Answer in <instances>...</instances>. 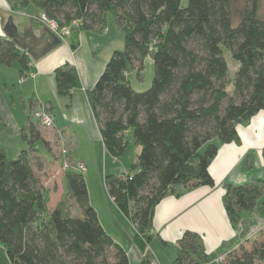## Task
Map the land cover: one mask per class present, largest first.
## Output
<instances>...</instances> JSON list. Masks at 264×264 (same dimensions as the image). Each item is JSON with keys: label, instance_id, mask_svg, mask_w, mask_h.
Listing matches in <instances>:
<instances>
[{"label": "trees", "instance_id": "trees-1", "mask_svg": "<svg viewBox=\"0 0 264 264\" xmlns=\"http://www.w3.org/2000/svg\"><path fill=\"white\" fill-rule=\"evenodd\" d=\"M262 1L24 0L58 28H73L67 37L72 50L78 31L102 28L108 12L122 32L124 49L112 53L87 97L108 155L124 154L128 133L139 148L130 171L105 176L103 183L132 224L133 243L142 252L151 239L158 203L180 187L213 186L208 167L219 146L238 144L236 126L264 109ZM223 49L237 64L231 83ZM147 58L153 65L151 84L134 91L126 72L134 64L141 68ZM13 62L19 64L20 76L30 70L27 55L0 36V66ZM53 76L59 96L79 87L76 68L68 63L55 68ZM32 107L30 103L29 112ZM20 135L26 148L15 160L0 148V264H130L125 250L101 226L82 173L65 171L66 193L45 214L47 198L33 162L42 167L37 146L49 145L31 116ZM224 190L222 204L233 228L242 225L244 211L256 208L264 216L262 181L225 184ZM70 200L80 217L69 213ZM250 242L218 264L263 262L264 229ZM177 247L172 264H207L211 259L194 233L184 232ZM140 264L151 261L143 255Z\"/></svg>", "mask_w": 264, "mask_h": 264}, {"label": "crops", "instance_id": "crops-1", "mask_svg": "<svg viewBox=\"0 0 264 264\" xmlns=\"http://www.w3.org/2000/svg\"><path fill=\"white\" fill-rule=\"evenodd\" d=\"M3 12L12 17L17 39L31 47L36 54L43 49V39L50 42L46 27L37 21L42 11L34 5L25 3L24 0H0V14ZM107 17L105 16L102 28L78 31V44L74 50L70 48L68 38L56 35L60 40L59 45L36 61L30 59L31 75L23 81L19 80L20 67L17 62H13L9 67L0 66V148L4 150L5 155L9 149L18 155L23 150L25 143L20 131L27 123L31 112L29 105L32 103V109L41 105L48 111L52 117L51 131H58L62 135L52 140L41 133L44 141L54 146L59 142L69 144V158L72 162H82L86 170L87 157L83 153L78 154L80 142L86 144L92 153H100L104 160L106 159L107 152L102 144L87 93L93 88L112 53L122 46V32L115 21L112 25L107 23ZM3 24L0 17V36H3ZM19 50L27 55L20 48ZM65 63L76 68L79 87L71 90L69 96H59L56 94L53 72ZM135 71L137 79L140 80V75ZM236 131L239 143L220 145L208 167L213 186L180 187L177 193L167 195L158 203L152 219L151 239L143 252L133 243L132 224L114 206L105 190L103 205L106 210L102 212L109 217L110 225L105 227L97 213L99 222L125 250L130 264H140L143 255L148 256L151 264H172L178 252L177 241L184 232L194 233L201 238L205 252L211 257L207 264H218L219 259L242 243L245 233H248L247 239L258 237L259 231L264 227V221L255 219L258 213L253 210L242 214L241 228L245 231H239L228 221L222 197L225 184L240 185L251 180L264 183V109L248 123L238 124ZM129 135L128 133L124 154L108 160L110 166L117 170L114 175L127 173L136 159L139 148ZM129 147H132L131 157L127 158V161L121 160ZM46 150L49 156L51 151ZM75 155L78 156L77 160ZM39 157L42 167H47L45 157ZM61 197L59 196L52 208ZM259 200L264 203V190ZM93 206L95 207L94 203ZM248 227L251 228L250 231ZM125 232L127 239L123 243L121 240L124 239Z\"/></svg>", "mask_w": 264, "mask_h": 264}, {"label": "rangeland", "instance_id": "rangeland-1", "mask_svg": "<svg viewBox=\"0 0 264 264\" xmlns=\"http://www.w3.org/2000/svg\"><path fill=\"white\" fill-rule=\"evenodd\" d=\"M186 3H187V0H182L183 5H185ZM261 6H262L261 7L262 10L264 11V1H262ZM41 14H44V13H41ZM40 15L38 16L37 21H39ZM106 17H107L106 18L107 23H110L111 25L114 24V19H113L112 15L110 14V12L106 13ZM235 23H236V21H233V24H235ZM40 24H42V23H40ZM74 24H75L74 28H76L78 26L77 25L78 23H74ZM72 31H74L73 28H68V36L67 37H69V35L72 34ZM123 49H124V42H122L121 48L118 50H115V51H122ZM223 57L226 61L227 67H228L227 79L231 83V81L233 80V77H234V72L237 68V64L231 58L229 51L226 49H223ZM28 59L30 60L31 58L28 56ZM135 70H137V74L140 75V77H139L140 80L137 79V77H136L137 75H136ZM24 74H26V72ZM126 76L129 77L128 80L130 82V86L134 91L140 92V91H145L146 89H148V87L151 84L152 77H153V65L150 61V58H147L143 62L141 68H139L136 64H134L131 68L128 69V71L126 72ZM21 77L22 76H20L19 80L23 81V80H21ZM228 89H230V86ZM38 106L39 105L34 106V110L37 109ZM40 107H41V105H40ZM35 124H36V122H35ZM52 126L51 127H42V126H40V124H37V127L40 130V133L45 135V137H47V138L49 137L50 139L53 140L58 135L62 136L61 133L58 131L57 132L51 131ZM129 137H130V135H129ZM60 139H61V137H60ZM48 145L49 146L47 149H48V151H51V153L53 155L50 153L48 156L47 150L43 147L42 144H39L37 146L38 151L35 153V155L38 156V160H40L39 155L45 157V161L48 162V166L37 168L34 165V162L32 161L34 174L39 179L40 184H41L43 191H44L46 198H47V207H46L45 214H47L49 210L53 209L52 206L58 200L59 196L63 197L66 193L65 192V183H64V178H63L64 173H65V170L63 169L64 163L68 162V161L71 163H74V164L77 163V162H72L68 156L69 151L67 150V148H68L69 144L59 142L55 146L53 144L50 145L49 143H48ZM24 148H26L25 145H23L22 149H24ZM131 148L132 147L128 148V150L126 151L125 155L123 156V158L121 160L127 161V158L129 159V157H131V150H132ZM90 150L91 149H89V147H87L86 144L81 143V142L78 144V154L83 153L87 157V162H86L87 170L85 168V165L81 162L84 166V169H85V172L82 173V176L84 178L85 185L87 188V192L89 195L88 196L89 203L94 208L95 212L98 213L101 221L103 222L104 225H106L105 227H107V225L108 226L110 225L109 224V217H107V215H105V213L102 212L103 210H106L105 206L103 205V196H105V186H104L103 180H104V176L114 175L115 171H117V170H114L110 166V163L108 160H113V158L110 157L108 154L105 155L106 159L104 160V157L100 153L94 154ZM32 155L33 154H29V157L31 158ZM6 157L8 160H15L18 157V154L15 151L11 152V150L9 149L7 154H6ZM77 157L78 156L75 155L76 160L78 159ZM32 160H34V159L32 158ZM117 164H119L118 161H117ZM118 166L119 165H117V167ZM128 171H130V168ZM93 203H94L96 208L93 206ZM67 207H68L67 209H68L69 213L73 217H80L81 216L80 211L77 208V206L73 200L67 201ZM252 211L242 212L241 213V219H242V214H246V212H252ZM254 211H256V213H258V215L255 216V219H259L260 221H264V216L260 215L256 208L254 209ZM241 226H242L241 224H238L235 226V228H237L240 231L242 229ZM248 229L250 231L251 228L248 227ZM263 229H264V227L262 228V230ZM243 231H245V230H243ZM261 231H259V235L255 239L259 238ZM126 235H127V233L125 232V237L123 240H121V241H123V243H125V241L127 239ZM246 236H248V233L244 234V238H243L242 243L240 245H243L245 248H249L250 243H251L250 241L252 239H250V238L247 239ZM261 239L263 240V235L260 237V241H261ZM169 254L170 253H168V255ZM168 255L164 257V260L167 259ZM131 263H133L132 260H131ZM260 264H264V261L261 262Z\"/></svg>", "mask_w": 264, "mask_h": 264}, {"label": "built area", "instance_id": "built-area-1", "mask_svg": "<svg viewBox=\"0 0 264 264\" xmlns=\"http://www.w3.org/2000/svg\"><path fill=\"white\" fill-rule=\"evenodd\" d=\"M38 22L42 23L47 29H49L51 32H53L55 35H57L60 38H66L68 36V28L67 27L58 28L56 23L50 19H47L44 14L40 15ZM28 65L30 66V60H29ZM30 75H31V73L29 71H27L26 74H24L21 77V80L27 79ZM30 116L32 117L33 120L36 121L37 124H40V126H42V127H51L52 126V117L43 107L38 106V108L35 110L33 108L31 113H30ZM63 169L65 171L67 169H73V170H76L77 172H80V173L85 172L84 166L81 162H77L75 164L71 163L69 161L65 162L63 165Z\"/></svg>", "mask_w": 264, "mask_h": 264}, {"label": "water", "instance_id": "water-1", "mask_svg": "<svg viewBox=\"0 0 264 264\" xmlns=\"http://www.w3.org/2000/svg\"><path fill=\"white\" fill-rule=\"evenodd\" d=\"M0 17L4 22V26L2 28L3 36H6L8 39L12 40L17 45V47L29 55L32 60H38L41 56L49 52L51 49H54L60 43V40L56 37V35L46 28V33L50 42H48L46 39H43V49L38 54H36V52L31 47L22 44L20 40L17 39V30L13 23L12 17L5 12L0 14Z\"/></svg>", "mask_w": 264, "mask_h": 264}]
</instances>
